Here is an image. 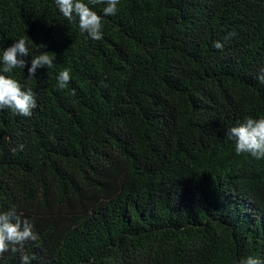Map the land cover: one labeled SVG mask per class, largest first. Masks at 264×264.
I'll return each mask as SVG.
<instances>
[{
  "label": "trees",
  "instance_id": "16d2710c",
  "mask_svg": "<svg viewBox=\"0 0 264 264\" xmlns=\"http://www.w3.org/2000/svg\"><path fill=\"white\" fill-rule=\"evenodd\" d=\"M101 23L93 41L53 0H0V48L26 35V61L54 54L34 79L13 70L32 115L0 109V211L38 236L22 251L31 264L264 259V159L224 136L264 116V0H120Z\"/></svg>",
  "mask_w": 264,
  "mask_h": 264
},
{
  "label": "clouds",
  "instance_id": "9594fccd",
  "mask_svg": "<svg viewBox=\"0 0 264 264\" xmlns=\"http://www.w3.org/2000/svg\"><path fill=\"white\" fill-rule=\"evenodd\" d=\"M60 15L69 23L74 20L81 34L88 39L100 40L103 36L102 18L114 16L118 11L120 0H53ZM102 6L100 14L95 6ZM234 33L229 32L225 42ZM33 42L26 36H20L6 48H0V109H8L13 114L30 117L32 110L37 107L36 96L30 88L22 85L13 78V70L23 72L27 65V78L34 79L40 68L51 69L54 66V54L43 51L27 61ZM39 48L41 45H35ZM221 41H214L212 47L221 50ZM71 79L70 70L64 68L56 74L55 87L63 90L68 88ZM260 85H264V67L258 70L255 77ZM74 93V90H71ZM227 141L232 143L236 155L247 154L249 157L264 159V116L256 118L246 116L242 121L224 130ZM22 147V146H21ZM38 236L33 230V224L28 218H22L14 208L0 211V253L9 250L20 251V264H31L33 255L25 254L22 249L25 241H36ZM238 264H264V259L256 255H247L239 259Z\"/></svg>",
  "mask_w": 264,
  "mask_h": 264
}]
</instances>
